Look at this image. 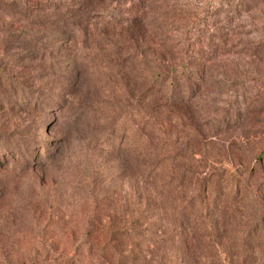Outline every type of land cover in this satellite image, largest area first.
<instances>
[{"label":"rangeland","instance_id":"obj_1","mask_svg":"<svg viewBox=\"0 0 264 264\" xmlns=\"http://www.w3.org/2000/svg\"><path fill=\"white\" fill-rule=\"evenodd\" d=\"M0 264H264V0H0Z\"/></svg>","mask_w":264,"mask_h":264},{"label":"trees","instance_id":"obj_2","mask_svg":"<svg viewBox=\"0 0 264 264\" xmlns=\"http://www.w3.org/2000/svg\"><path fill=\"white\" fill-rule=\"evenodd\" d=\"M183 70H185V71H190V70H189V68H186V69H183ZM176 71H177V70H176ZM176 71H174V72H176ZM174 72H173V73H174ZM171 76H172V74H171ZM158 77H160V75H158ZM169 84H171V85H172V84H173V82H172V81H170V83H169ZM171 88H175V86H174V85H172V87H171ZM167 97H168L169 101H170V99H171V98H173V97H174V93H173V91H172L171 89H169V90H168Z\"/></svg>","mask_w":264,"mask_h":264}]
</instances>
